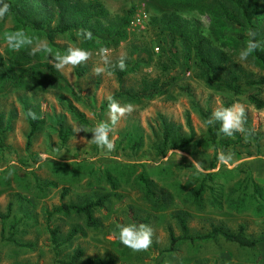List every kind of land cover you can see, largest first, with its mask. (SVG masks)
Masks as SVG:
<instances>
[{
	"label": "rangeland",
	"instance_id": "374dc122",
	"mask_svg": "<svg viewBox=\"0 0 264 264\" xmlns=\"http://www.w3.org/2000/svg\"><path fill=\"white\" fill-rule=\"evenodd\" d=\"M55 25L56 12L64 8L69 31L53 33L46 40L51 54L21 57L10 50L0 26V264H60L53 262L48 228L56 229L57 258L68 259L78 247L85 257L109 260V264H264L257 259L264 251V109L254 108L243 95L207 88L189 47L196 28L209 41L208 51L223 57V66L236 63L254 77L264 75V50L253 52L246 61L239 52L248 40V24L230 0H31ZM251 22L257 20L258 40L264 45V0H242ZM90 12L89 15L87 13ZM86 17H89L87 20ZM127 22L122 25L123 18ZM81 28L93 33L91 40L77 36ZM81 47L91 58L77 67L58 71L53 67L57 53ZM108 48L113 63L126 53V69L108 67L100 74L99 49ZM30 52V46L25 47ZM3 58V59H2ZM27 63V64H26ZM25 72L13 85L12 75ZM12 67V71L6 69ZM33 76V84L27 79ZM264 98V84L251 88ZM128 93V95L124 94ZM144 93V95H142ZM147 94L149 96H147ZM121 105L131 103L134 111L121 118L110 133L115 150L106 154L92 142L91 129L107 121V97ZM224 101L245 105L247 122L260 134L258 144L234 143L231 148H213L205 138L207 119ZM38 115L29 137L27 112ZM9 116L6 123L5 117ZM188 119L190 126H187ZM61 120L65 137L56 125ZM164 123L192 139L182 148H157ZM181 153L177 159V153ZM221 155L231 159L221 160ZM201 162L210 172L199 203L190 191L202 175L192 165ZM143 176L150 193L139 180ZM245 180V181H244ZM106 195L92 211L95 223L85 225L81 213L64 215L53 209L61 202L82 203ZM9 205V213H7ZM179 215L189 233H203L211 224L234 231L238 224L256 239L254 247H241L220 237L205 241L178 239L169 248L168 229L180 235L175 220ZM145 223L152 227V245L134 252L119 240L121 225ZM71 226L78 228L65 238ZM13 232L12 239L8 237Z\"/></svg>",
	"mask_w": 264,
	"mask_h": 264
},
{
	"label": "trees",
	"instance_id": "16d2710c",
	"mask_svg": "<svg viewBox=\"0 0 264 264\" xmlns=\"http://www.w3.org/2000/svg\"><path fill=\"white\" fill-rule=\"evenodd\" d=\"M63 0H52L54 3H59ZM232 2L235 9L238 10L240 15L244 18L245 22L248 24L247 29L249 28L257 31L258 27L256 26L257 20L251 22L249 9L243 4L242 0H230ZM8 3L11 5L10 13L5 17L4 20H8L10 22V26L4 28V32L15 31L17 29H23L30 37H44L47 40H50L53 36V33L61 34L65 32L67 29L72 26L71 22H64V17L66 16V12L64 8L58 9L56 14V23L53 26H50L51 18H46L43 14L42 10L38 8L36 5L32 3L31 0H8ZM90 12L87 13L89 15ZM89 17H86L87 20ZM2 20V21H4ZM122 25H125L127 20L124 17L122 20ZM0 21V26H1ZM69 31V30H67ZM193 37L188 38L190 40V49L192 52V58L199 69L198 76L201 78L207 88L213 91L219 92H227L233 95H243L244 99L247 103L251 104L254 108L264 109V98L260 97L256 93L250 91L253 87H259L264 84V75H258L254 77L251 72L244 70L241 66L236 63H232L236 68L224 67L223 66V57L218 55H212L208 48L210 46L209 39L203 35L196 28L193 30ZM249 39V37H248ZM21 57H29L28 50L26 48L21 49L20 51ZM3 59V58H2ZM2 62L0 61V64ZM27 64V63H26ZM264 67V61H262ZM12 67H8L6 71H12ZM36 71L35 65H31L23 68L22 70H18L20 75H9L10 81L13 85H17L21 83V77L25 74V72ZM27 81L29 84L34 83V79L31 73L29 74ZM4 80H0V86L3 85ZM128 95V93H124ZM144 95V93L142 94ZM147 96H149L147 94ZM231 105L230 101H224L221 106L228 107ZM9 116L5 117L6 123L9 120ZM3 119V115L0 114V122ZM39 119L32 120L28 118V131L26 133V141L25 147L29 144V137L35 131L36 125ZM205 122V138L208 143L215 148V146L219 147L221 150H225L226 148H231L234 143H252L254 145L258 144V139L260 138V134L256 132L251 125L246 121L245 127L252 130V135L249 139H245V136L241 133H236L232 137H227L223 135L219 131L220 122H216L215 125L209 126L207 125V117L204 115ZM56 125L58 127V132L61 138L65 137L62 131L61 120H56ZM187 126H190L188 119H186ZM4 127L0 125V137L2 136V130ZM163 134L161 136V140L157 148L160 152H163V149L167 147L171 148H182L185 144H187L193 137L191 128L189 127V133L187 135H183L179 133L177 130L171 133L172 125L170 123H164L163 125ZM199 174L201 172H198ZM202 177L198 182L197 186L190 191L192 203L198 204L201 191L204 188V181L206 178L211 176L210 172L201 173ZM139 180H141L145 185V193H150L146 183L144 182L143 176L138 174ZM245 181V180H244ZM106 195H100L94 198L93 200L85 201L79 204L76 203H64L61 202L58 206H56L53 211L61 214H68L69 212L81 213L84 216V222L87 226H92L95 223V219L92 216V211L96 207H100L103 203V200ZM7 213H9V205H7ZM175 220L180 227L181 234L174 235L170 229H168V237H169V248H172V245L178 240H187L189 242L193 241H205L210 240L215 237H220L222 240L230 243H234L241 247H254L257 243L256 239H253L246 235L245 226L243 224H238L234 231H230L226 228H223L218 224H211L210 228L203 233H189L188 228L185 224V221L179 215L175 216ZM133 223H137L138 221L133 220ZM48 228L49 234V243L51 245V249L53 251L54 259L53 262H58L60 264H76L74 260L79 257L82 252L78 247H75L69 256L68 259H58L57 256V247L58 242L56 239V229L54 227ZM78 231L76 226H71L66 234L65 238H72ZM13 232L11 231L8 239H12ZM257 259L264 260V251L258 252ZM109 260L104 259H94L92 257H85L84 261L79 264H109Z\"/></svg>",
	"mask_w": 264,
	"mask_h": 264
},
{
	"label": "clouds",
	"instance_id": "9594fccd",
	"mask_svg": "<svg viewBox=\"0 0 264 264\" xmlns=\"http://www.w3.org/2000/svg\"><path fill=\"white\" fill-rule=\"evenodd\" d=\"M11 5L8 0H0V21L4 20L5 17L10 13ZM249 39L246 45L239 52V59L246 61L248 57L257 50H264L258 40H256L257 32L249 28L247 33ZM77 36L84 40H91L93 33L88 30L81 28L77 31ZM4 41L7 47L14 51L19 52L21 49L30 46V55L43 52L51 54L52 50L49 47L46 40H38L34 43L32 37H30L23 29H17L15 31H9L4 33ZM98 55L100 57L101 65L94 68V74L100 75L104 73L108 67L118 68L120 71H124L127 67L126 53L121 54L115 63L111 59V52L108 48L99 49ZM92 56L89 50L81 47H69L66 54L57 53L54 56L53 67L58 70H64L66 67H77L80 64L86 63ZM109 118L107 121H98L95 126L91 129L75 128V132L81 130L92 133V142L97 145L98 148L106 150V154H110L115 150L114 140L110 138L114 126L119 120L126 115L131 114L134 111V106L131 103L121 105L112 96L107 97ZM27 117L32 120L38 119V115L31 109L27 112ZM220 122L219 131L227 137H232L236 133H241L245 136V139H249L252 135V130L245 127L247 121L246 108L243 103L235 102L228 107L218 106L215 108L207 119V125L213 126L216 122ZM177 153V159L181 153ZM220 159H231V156L227 157L221 155ZM192 165L195 166L197 172H203V165L201 162L192 161ZM153 229L150 225L145 223H130L121 225L119 228V240L120 242L130 248L134 252L147 251L152 245Z\"/></svg>",
	"mask_w": 264,
	"mask_h": 264
}]
</instances>
